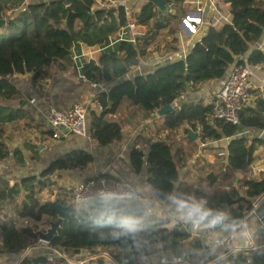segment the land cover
Here are the masks:
<instances>
[{
  "label": "trees",
  "instance_id": "1",
  "mask_svg": "<svg viewBox=\"0 0 264 264\" xmlns=\"http://www.w3.org/2000/svg\"><path fill=\"white\" fill-rule=\"evenodd\" d=\"M172 1L179 6L185 0ZM229 1L233 14L231 23H225L220 29L210 26L206 36L196 41L186 59L169 60L160 63L151 73L131 79H118L123 71H115L103 58L85 62L81 69L77 68L78 65L74 66L73 50L82 36V33L75 31L76 25L82 27L76 22L83 23V33L95 28L97 20L88 14L95 8L96 0H0V20L5 21L0 23V124L14 121L18 117L19 111L3 105L4 101L15 100L19 95L20 90L12 78L28 73L32 83L36 85L49 77V69L57 65L61 71L76 69L85 81L105 82L108 85L106 90L97 94L96 101L100 111L98 112L99 107L87 111L88 133L99 146L120 142L124 138L122 128H118L113 122L121 125L124 121L121 118L122 110L128 105L132 106L129 111L131 118L140 116L147 119L160 103L171 104L187 91L195 92L203 84L225 77L231 66L244 64L243 60H239L241 56H247L251 66L264 63V50L258 47V43L264 38V0ZM69 5L72 13L70 21L66 23ZM117 11L120 23L126 24L125 6H119ZM177 16L179 14H163L153 1L145 4L136 15L137 22L149 25L156 20V26L143 35V50L151 41H156L161 30L171 23L173 27L170 32H175L178 23L174 20ZM104 17V21L100 17V22L116 20L109 14ZM142 46L126 41L120 44L119 56L125 68L138 64ZM111 62L116 63L112 58ZM257 109L245 106L240 111V124L234 125L214 118L215 104H183L166 113L164 128L176 132L182 125L188 124L195 131L199 125L202 127L203 138L218 140L234 137L227 145L228 167L233 172H246L254 161L257 145L264 141L257 139L249 143V138L240 131L246 127H264V117ZM112 116H116L118 120H113ZM45 134L54 137L51 130ZM130 154L132 166L136 170H141L147 161L148 172L154 180L166 182L169 178L180 179L172 145L165 138L151 139L147 155L135 146ZM7 155L8 152L4 151L0 158ZM93 161L91 153L85 149H76L53 160L39 175L24 176L14 185L0 174V205L5 203L16 215L29 216L38 221L42 220L44 214L57 217V213L45 203L42 196L50 178L65 170L87 168ZM209 176L211 179L215 178L213 173ZM244 183L247 187V207H250L254 199L264 194V176L258 179L247 178ZM23 191L24 199L19 207L16 199ZM60 193L61 191L56 193V200L63 203L69 198L70 192L63 196ZM238 193L233 189L230 192L217 191L210 194L232 205ZM0 230L6 248L10 251L19 252L21 248L39 241L37 232L29 227L17 230L4 224L0 225ZM170 234L176 241L183 240L182 234ZM49 244L71 257L79 256L84 249L99 248L102 251L116 252L120 259L127 260L126 264H136L120 250L119 245L109 246L71 217L64 221ZM44 258L45 256L37 257L32 262Z\"/></svg>",
  "mask_w": 264,
  "mask_h": 264
},
{
  "label": "crops",
  "instance_id": "2",
  "mask_svg": "<svg viewBox=\"0 0 264 264\" xmlns=\"http://www.w3.org/2000/svg\"><path fill=\"white\" fill-rule=\"evenodd\" d=\"M116 1L121 2L127 11L137 14L145 4L152 0H96V6L91 13V16L97 20L95 28L83 33V23L79 21L76 22L82 27L79 26V28L76 25L75 31L76 33H82V36L73 50L75 57H77L74 66H79L90 60L98 61L100 58H103L109 62L115 71H123L118 79H131L138 75H145L153 72L160 63H165L169 60L173 61L175 58H181L183 50L189 48L193 43H196V41L206 36L205 34L210 26L218 29L222 28L223 25L227 23L223 19L224 15L229 16V22L233 19L229 0H204L207 2L205 23L200 27L196 37L191 38L181 29L180 20L185 11L194 5L189 4V2H187L189 0H185L177 6L172 0H168L167 4L169 10L167 13H171L173 16L179 14L174 20L178 23L176 31L173 33L170 32V29L173 27L171 23V25L161 30L156 41H151L145 50H143V35L149 30L154 29L156 20H153L149 25H143L137 22L138 43L142 46L143 51L139 55L138 64L130 68H125L119 56L118 49L122 42V38L120 37L117 25L112 21L105 23L100 22L102 21L100 17H103L104 21L105 15L117 16V10L114 9ZM141 2H145L142 7ZM170 3L174 4L173 8L169 7ZM157 9L159 8L157 7ZM176 9L177 12H179V10L181 12L177 13ZM258 47L264 50V38L258 43ZM111 58L115 59L116 63H112ZM244 59L247 60V64L249 65L247 56L239 57V60ZM249 66L252 70L253 78L251 99L247 106L257 107V110L261 112L264 117V63ZM233 68L234 66L229 68L228 74H226L225 77L207 82L195 92L187 91L186 94L180 96L176 101L171 103L173 110L188 103L215 104L217 92L222 83L228 78ZM49 73V77L36 85L32 83V78H30L31 75L28 73L21 74L19 77L14 76L12 79H14L20 90L19 95L15 100L3 102V105L19 111L17 119L11 122H2L0 124V154L4 151L8 152L5 158H0V174L9 180L11 185L20 181L24 176L32 175L34 169L40 168L42 171L53 160L61 157L64 153L72 152L76 149H85L94 156V161L87 168L81 170L70 169L54 174L51 178L56 175L59 176V179L53 180L50 178L48 187L43 192V195L47 196L48 189L51 186H56L55 182L57 181V185L60 186L58 189V191H61L60 195H67L68 192L65 190L68 189V186L82 181V179L95 176L101 172H104L107 177L112 178L110 171L118 164L133 168L130 151L134 146L143 150L146 154L149 151L151 139L155 140L159 137H163L169 143V129L164 128L166 114L161 115L157 113V110L162 107L164 103H160L158 108L155 109L153 113H151L152 115L147 119H142L140 116L131 118L129 111L132 106L128 105L125 107L121 114V118L124 120L121 122L124 138L120 140V142H115L110 145L99 146L92 139L90 133H88V136L67 134L61 136L59 139L48 137L45 134L46 131L51 130L53 133L55 131L47 117L51 108L59 110L68 109L72 104L76 103L74 101L80 100L87 105L88 110L97 108L99 107L96 101L97 94L108 88L105 82L93 83L85 81L79 71L73 68L67 71H61L58 70L57 65H54L49 69ZM71 94H76V98L70 97ZM99 111L100 107L98 112ZM112 118L113 120H118L116 116H112ZM189 131L197 133L198 137L193 139L189 135ZM240 132H242V135H246L249 138V143L257 139H262L264 141V127L257 129L246 127ZM173 134L175 135L171 137L170 144L172 145L174 160L177 162L179 168L180 180H182L183 183H188L184 185L190 188L202 189L207 193H214L217 191L230 192L235 189L239 193L235 199V203L232 205L236 208H246L248 196L244 181L247 178L258 179L264 176V142L257 145L254 161L246 172H233L228 167L229 152L227 150V145L234 139L233 137H225L218 140L203 138L201 126L198 125L197 129L194 131L190 129L188 124L182 125L176 132H173ZM142 169L148 171L147 161ZM89 172L94 174L91 176L84 175ZM211 173H213L215 178H210L209 174ZM58 191H56V193ZM24 193V191L21 192L16 199V203L19 204V207L22 206ZM259 197L254 199L252 204L256 202ZM0 206L2 208L0 212H5V214L12 213L10 207L5 203ZM24 217L19 216L16 225L13 227L17 230H23L20 229L19 226H23L22 222ZM52 217L54 216L52 215ZM29 218L36 220L32 217ZM7 221V218L1 219L0 225L8 224L12 226ZM49 227L41 231L47 230ZM27 248L29 249L30 258L21 259L18 255L19 252H17L15 255L13 254L12 257L0 256V264H15L21 261L28 263L32 262L33 259L37 257L45 256V254L42 255L37 252L35 254H38V256L33 257L31 255L32 245ZM44 249L39 247L38 251L44 252ZM99 250L100 251L95 250V252L105 254L97 258L94 264H126L127 260L120 259L117 254L112 257L107 251ZM261 264H264V261H262Z\"/></svg>",
  "mask_w": 264,
  "mask_h": 264
},
{
  "label": "clouds",
  "instance_id": "3",
  "mask_svg": "<svg viewBox=\"0 0 264 264\" xmlns=\"http://www.w3.org/2000/svg\"><path fill=\"white\" fill-rule=\"evenodd\" d=\"M110 175L77 187L63 201V212L109 246L119 245L136 264L264 261V198L236 208L179 178L159 182L144 169L119 164ZM38 250L33 244L32 254ZM18 255L30 258L29 249Z\"/></svg>",
  "mask_w": 264,
  "mask_h": 264
},
{
  "label": "built area",
  "instance_id": "4",
  "mask_svg": "<svg viewBox=\"0 0 264 264\" xmlns=\"http://www.w3.org/2000/svg\"><path fill=\"white\" fill-rule=\"evenodd\" d=\"M213 1V0H211ZM189 4L194 6L187 9L180 20V27L186 33V35L191 38L196 37L199 32L200 27L205 23V13L207 2L204 0H189ZM119 6L122 5L121 2L116 1L114 4V9L118 10ZM170 8L174 7L173 3H170ZM93 11V9H92ZM125 17H127V23L122 25L120 23L119 17L116 16L112 22H115L119 29L120 37L122 42H129L137 44L139 41L138 31H137V17L136 13L127 11L125 8ZM118 13V11H117ZM223 19L227 23L229 16L224 15ZM109 22V21H107ZM121 42V43H122ZM195 43H193L189 48H185L182 52V56L179 59H186L189 52L193 48ZM75 59V55L73 56ZM174 60H177L176 58ZM244 64L236 65L230 72L228 78L222 83L219 91L217 92L214 118L222 119L231 124H240V111L247 106L251 99V88H252V78L253 73L250 66L247 64V60L244 59ZM83 64L77 66L81 69ZM87 105L82 102H77L72 104L68 109H56L51 108L47 114L48 120L55 129L53 136L54 138H61L63 135L75 134L78 136H88V116H87ZM234 138V137H233ZM1 168V167H0ZM255 171V170H253ZM258 172V171H257ZM1 173V172H0ZM41 170L34 169L32 175H39ZM111 179L107 177L104 172L96 174L95 176L82 179V181L73 185L70 194L79 186L86 182L100 181ZM264 198V194L259 197L258 200ZM257 200V201H258ZM24 227L31 226L32 222L29 217H24L22 222ZM41 248H45L44 260L35 262H17L15 264H94L96 259L101 257L105 253L92 252V250L84 249L79 256L71 257L62 251L52 247L49 242L43 241L39 238L37 242Z\"/></svg>",
  "mask_w": 264,
  "mask_h": 264
},
{
  "label": "water",
  "instance_id": "5",
  "mask_svg": "<svg viewBox=\"0 0 264 264\" xmlns=\"http://www.w3.org/2000/svg\"><path fill=\"white\" fill-rule=\"evenodd\" d=\"M153 2H155V4H157V7L159 8V10L166 14L169 10L168 8V4L167 1L168 0H152ZM68 9V15L66 17L65 22L68 23L70 21V15L72 13V7L69 5L67 6ZM88 16H91V13L88 14ZM4 20H0V23H4ZM188 71L186 70V73ZM173 107L171 104H167V105H162V107H160L157 110V113L161 114V115H165L167 112L172 111ZM114 125H116L118 128H121V125L118 124L117 122H113ZM189 135L193 138L196 139L198 137L197 133H194L192 131H189ZM9 193H11V190L9 191ZM52 210H54L57 215L58 218L56 220H51L50 221V227L47 230L44 231H37V235H39V238L41 240H45L47 242H51V240L57 235L58 230L63 226L64 221L69 219L70 217H68L64 212H63V203L58 202L57 200H47L45 202Z\"/></svg>",
  "mask_w": 264,
  "mask_h": 264
},
{
  "label": "rangeland",
  "instance_id": "6",
  "mask_svg": "<svg viewBox=\"0 0 264 264\" xmlns=\"http://www.w3.org/2000/svg\"><path fill=\"white\" fill-rule=\"evenodd\" d=\"M145 4V2H141V7L143 6ZM176 12H177V9H176ZM179 12H181L180 10H179ZM179 12H177V13H179ZM162 36H165V35H162ZM166 37V36H165ZM76 94H71V96L70 97H72V98H76V96H75ZM74 102H83V101H74ZM86 103V102H85ZM48 130V129H47ZM168 132H169V136H168V141H169V143L171 142V137L173 136V135H175V134H173V132L172 131H169L168 130ZM38 170H40V168L38 169ZM55 177V178H54ZM53 178H51V179H59V176H54ZM78 182H80V181H78ZM78 182H76V183H78ZM57 181L55 182V184H56V186H51L49 189H48V195L49 194H52V195H47V196H45V195H43L44 196V198L43 199H45L46 201L47 200H56L57 199V194H56V191H58V189H59V187L60 186H58L57 185ZM75 183V184H76ZM74 185V184H73ZM73 185H69L68 186V189L67 190H65V191H67L68 193L69 192H71V189H72V187H73ZM18 217L19 216H17L15 213H8V214H5V212L3 213V212H0V221H1V219H8V223H10L12 226H15L16 225V222L18 221ZM57 218H55V217H52V215H44V217H43V219L42 220H40V221H36V220H32L31 219V222H32V225L31 226H29V228H33V230H35V231H37L38 229H40V230H43L44 228L46 229L47 227H49L50 226V221L51 220H56ZM20 227V229H24V227L23 226H19ZM39 231V230H38ZM40 247V246H39ZM41 248V247H40ZM89 250H92V252H95V250H98V251H100L99 249H89ZM43 251H38V254H40V253H42ZM17 252H14V251H10V250H8L7 248H6V245H5V243H4V239H3V236H1V234H0V256H4V257H12L13 256V254L15 255ZM108 253H110L111 255H112V257H114V255H116V252H111V251H109ZM38 254H31L33 257H37L38 256ZM116 257V256H115Z\"/></svg>",
  "mask_w": 264,
  "mask_h": 264
},
{
  "label": "flooded vegetation",
  "instance_id": "7",
  "mask_svg": "<svg viewBox=\"0 0 264 264\" xmlns=\"http://www.w3.org/2000/svg\"><path fill=\"white\" fill-rule=\"evenodd\" d=\"M58 218V217H57Z\"/></svg>",
  "mask_w": 264,
  "mask_h": 264
}]
</instances>
